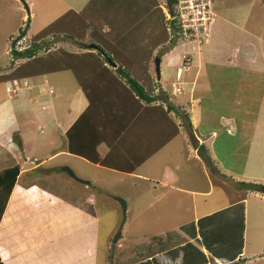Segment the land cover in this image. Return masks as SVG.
<instances>
[{"label": "crops", "instance_id": "obj_1", "mask_svg": "<svg viewBox=\"0 0 264 264\" xmlns=\"http://www.w3.org/2000/svg\"><path fill=\"white\" fill-rule=\"evenodd\" d=\"M12 1L20 5L17 7L21 14L20 18L31 16L29 10L28 13L24 12L23 4L20 0ZM25 1H28L27 4L29 6L32 4L31 0ZM88 1L89 0H72L74 3L73 6H75L76 9L74 7L72 9L71 5H69V9L80 11ZM253 1L255 0H252V2ZM263 1L264 0L261 2L262 7L264 6ZM250 6L254 8L252 10L253 19L254 10L256 8L258 11V7L255 6L254 2ZM249 12H251V9L249 10L247 6L245 13L239 10L236 21L227 18L225 21L228 23L229 27H226L227 31L222 33L220 41H217L215 38L212 39L199 53L193 55L188 54L189 52H186L183 47L179 48L177 45L159 53V64H161L162 58L165 61L164 66L161 67L160 65L161 74L159 75H162L167 81L172 76L174 79V75H176L174 67H180V62L183 60L184 56L190 59L189 64H191V68L183 72V74L185 73L186 79L193 87L192 92L189 94H192L189 100L188 98L185 100L187 104H190L191 109L193 107V114L191 116L193 130L192 128L186 129L188 134H184L185 139L182 143L184 145L186 144V147L182 145V148L183 150H185V148L187 149L189 142L188 136H190L191 144H189L192 149L187 152L185 158L181 159L184 162L192 164V166H196L199 170L197 171V175L200 174V176L204 178L205 183L204 185L194 188H184L181 187L179 183V175L177 174L179 170L178 165H172L173 168L166 169L164 159L158 160V164L154 163L149 165V167L152 168L160 165V167H162V172H164L163 178L159 180L160 184L164 189H171L182 196H177L175 198L174 205L177 215L172 218L171 229H162L155 233L149 227L144 226L143 229H137L127 236H132V241L140 240L144 236L146 238L142 241H146L147 238L152 237L162 238L161 245L157 242L150 245L151 255L132 264H229L233 262L236 264H264V244H250L246 236L249 201L256 200L259 202L260 200H264V195L257 191L246 190V192H243L240 188H234L236 192H232L233 197H225L224 194H226V190L224 188L227 185L222 183L224 180L220 179L222 182L217 183L215 175L209 171L205 162L197 154V146L201 144L204 145L214 162L213 164L219 171V173H215L216 175H222L228 179L230 177L235 181H257L258 183H264V33H261L259 36L255 33L256 30H252V25L248 26V21L250 20ZM56 19L57 18L54 17L51 23ZM254 20H257V18ZM28 28L29 27L25 28V34ZM43 28L44 27H42V29ZM39 31L33 33L29 38ZM74 52L79 51L75 50ZM252 65H257L256 69H252V71L254 70L255 72L248 73L247 70H251L250 66ZM105 66L110 69L112 68L111 66L108 67V65ZM89 73L91 77L95 75V71ZM248 74L255 76L254 79L250 81L251 84L246 80ZM47 75L48 74L36 75L0 83V128H5L7 130V124H9L11 125L9 130H12V126L16 123L15 119L18 118L17 116L19 113L23 114L24 119H30L28 118V114L25 113L28 111V107L25 103L26 100L35 103L37 100L36 97L42 96L45 99L50 98V105H52V108L54 107L56 109V95L53 92V86H50L46 79ZM57 87L58 86H56V88ZM242 87L244 90H246L247 87L255 88L256 92L260 94L257 99L256 111L252 108L253 110H251L248 115L245 112H241L244 111V109L239 105L241 100L244 99L247 101L246 91L242 93ZM79 89L81 96H78L75 100L69 97L65 109L62 112L63 115L59 114L60 112L58 110H54V112L50 113L51 117H53L52 121H56L57 127L59 124H65L67 128L63 129V126L60 128L57 135L59 140L55 141L54 145L49 143V145L45 147V150H36L38 154H41L40 156H36V163H34V157L32 158L27 154L23 157V163L17 162V159L21 161L22 158L19 155L16 157L15 151L10 147L6 145L5 149L2 147L6 130L4 131L2 129L0 133V148L3 154H6L8 159L15 160L13 164L3 163V165L0 166V170L14 165L19 167V175L0 219V262L2 264H12L14 253L19 243H21L19 240L20 236H18L17 240L14 239L16 236L14 233L16 228H18V226L27 228L28 224L34 222V219L39 220V218L34 217L35 210L26 209L22 206V200L26 195L29 194L32 201L36 198L33 189H26L18 184V180L24 173L30 172L34 168L39 167V165L48 161H53L59 157L60 159L63 157V160L58 163L53 170H59L61 166L64 165L69 167L72 166V160L75 157L88 164V166L85 167H87V170H89L88 167L90 168L89 171L92 172L91 177L95 182H97L99 177L97 170L114 171L125 174L126 176L136 175L137 177L149 180L147 176L143 175L138 170L146 167V163H151V159H153L159 151H163L170 147L169 145L175 141L178 136H184L183 129L181 125L178 124L180 120L177 115L179 114L175 115L178 118L177 120L170 115L171 112L175 114V111H171L168 113L169 119L177 125L178 131H174L173 136L171 138L169 137L170 139H167V141L165 138L173 132L174 128L170 124L168 116L166 117L163 115V110H158V113L157 111H153L151 106H147L143 109L142 116H140L138 112L136 114V124H138L140 127L139 129L143 131V143L132 158L143 161L137 165L134 171H119L118 169L115 170L103 166L100 163L90 162L79 155L70 153L66 148V131L88 104L81 88ZM26 90L29 92L34 91V95H28ZM116 91H120L117 84L115 88L112 86L110 95H112V93L113 95L116 94ZM13 103L19 105V111L18 109L15 110ZM226 103H231L230 110H232V112L228 111L226 114L215 112L216 109L218 110L222 106H225ZM178 105L182 106V104L179 103H173L171 106L176 108ZM69 106H72V108L74 107L76 110L75 113L72 112V108ZM10 111L12 114L6 119L2 113H9ZM1 115L3 116L1 117ZM45 128V125L42 124L41 130H38L33 138L42 137V139H44L46 136V142H49L51 138L47 136L48 132L42 131ZM158 132H161L160 136ZM131 136L134 139H139L140 132L134 130ZM58 141L59 145L57 146L56 142ZM239 141L240 143L244 142V151L241 157L235 154L237 148L241 147ZM108 142L109 141L105 140L104 143H100L96 148L100 159H102L109 150L107 145ZM124 143L127 147L134 146L131 141ZM19 148L22 154H24V149L21 147ZM182 148L179 147L180 150H182ZM219 151H223V155H221ZM231 152L235 155L231 154L226 158ZM174 153L176 152L173 148V151L169 152L168 155L172 156ZM0 162H3V160H0ZM70 162L71 164H69ZM94 169L96 172H94ZM74 172L81 178L85 177V179H87L88 177L86 175H79L76 171ZM192 173H194V168H190L187 172L190 178H192L190 175ZM181 174L184 176L186 173L183 171ZM77 182L87 186L85 182ZM89 184H91L90 181H88V185ZM216 184L225 186L222 187L223 192L220 191L219 193H215L214 188ZM85 189L88 190L86 187ZM227 194L231 195L229 191H227ZM215 195H217L216 197L220 200L216 203H211ZM184 198L186 202L181 204V200ZM12 199L15 200L14 209L10 207ZM150 206L151 204L148 203V207ZM162 206L163 205H161V207ZM162 210H166V208ZM179 211L184 213V216H180ZM21 221L23 222L20 223ZM39 221L41 222V219ZM149 221L155 226L154 220L149 219ZM51 223L52 221L47 224ZM55 223L56 221L53 220V224ZM5 230H7V232H4ZM10 231L13 232L10 233ZM164 240L168 241H166L167 247L163 244L166 243L163 242ZM128 242L127 240V243ZM32 254L30 255L32 259L30 264H72L71 259L74 258L68 256L64 257V261H57L56 257L49 252L47 261H44L45 255L43 253L39 254V252H32Z\"/></svg>", "mask_w": 264, "mask_h": 264}, {"label": "rangeland", "instance_id": "obj_2", "mask_svg": "<svg viewBox=\"0 0 264 264\" xmlns=\"http://www.w3.org/2000/svg\"><path fill=\"white\" fill-rule=\"evenodd\" d=\"M31 2L32 4L29 6L27 4L28 1H25L27 8H29L28 10L31 12V16L20 18L21 14L17 9L20 5L14 3L12 0H0L1 74L10 70V62L13 60L10 52L12 49V42L25 31L24 29L26 27H29L26 34L15 43L14 48L16 50L28 48L31 43L29 37L36 31L42 29V27H46L50 24L54 17L58 18L70 10L69 5L72 6V9L73 7L75 8L72 0H31ZM253 2L255 6L258 7V11L255 8L254 18L252 19V10L254 8L250 5H252ZM253 2L252 0H213L211 7L214 14V22L209 30L210 36L204 37V39L207 40L201 42L190 40L191 42L185 43L182 41H174L171 37V31L169 32L168 30V24H170L168 23L167 26L165 25L167 28L166 32H168L167 37H164L166 41L163 40L162 43H160L164 22H171V15L172 13L175 14V8L172 7V10H170L167 0H155L157 10H161L162 17L160 18L157 11L155 12L156 18L146 19L140 25L143 28V37L141 38L140 45L146 44L148 48H152V60L148 65L146 75L141 72L144 63L140 64V69L137 71V75L141 77L139 82L151 95L155 96V100L152 104L161 105L166 102H170L171 105L172 103L182 104L183 110L188 113L187 119L192 126L191 116L193 114V107L191 109L190 104H187L185 100L187 98L189 100V97L192 95L189 94L192 92L193 87L186 79L184 75L185 73L183 74V72H186L191 68V64H189V62L186 63L189 68L186 71L179 66H176L177 69L174 67L176 75H174V79L172 76L167 81L162 75H159L161 74L160 65L161 67L165 65L164 59H161V64L156 68L155 58H159V53L165 49L173 47L174 45H177L179 48L183 47L186 52H189L188 54L191 55L201 52L205 45H207L212 39L215 38L217 41H220L222 33L227 31L226 27H229L225 20L230 18L231 20L236 21L237 16L239 15V10H242L245 13L247 6L249 7V10L251 9V12H249L250 20L248 21V26L252 25V30H256L255 33L260 36L261 33H264V6L262 7V0H255ZM23 8L24 12H27L24 6ZM255 18H257V20H254ZM149 23L151 24L148 26ZM163 35L165 36V34ZM197 35L199 34L197 33ZM90 41L89 37L82 39L80 41L81 43H79L78 41L68 39L63 35L49 36L42 41L43 43H39L40 46L43 47L47 45L48 48L45 50L42 49L39 53L46 54L48 51H55L58 50V48H63L71 52H74L75 50L85 51L88 49L87 45L90 44ZM241 44L243 45L242 42ZM20 61V59L15 60V65ZM180 64L182 63L180 62ZM256 66L257 65L250 66L251 70H247V72L254 73L255 71H252V69H256ZM254 77L255 76L248 74L246 80L250 83ZM46 79L49 85L53 86L52 89L56 95V109L54 107L52 108V105H50V98L45 99L42 96L36 97L37 100L35 103L26 100L25 103L28 107V111L25 113L28 114V118L30 119H24L23 114L19 113L17 116L18 118L15 119L16 123L14 125L12 124V130H9L11 127L9 124H7V130L5 128H0V133L2 129L4 131L6 130L4 135L5 140L2 147L4 149L5 145L10 147L15 151L14 153H16V157L19 155L22 158L21 161L17 159V162L23 163V157L27 154L32 158L34 157V163H36V156L41 155L38 154L36 150H45V147H47L49 143L54 145L55 141L59 140L57 135L60 128L63 126V129H66L67 126L65 124H59L57 127V123L56 121H52L53 117H51L50 113L54 112V110H58L60 112L59 114L63 115L62 112L65 109L69 97H72V99L75 100L78 96H81L80 87L74 80L71 72L68 70L49 73L46 76ZM56 86L58 87L56 88ZM245 91L248 103L243 99L239 102V105L244 109V111L241 112H245L248 115L251 110L254 109V111H256L255 109L258 103L257 99L260 94L252 87H247L246 90L242 87V93ZM26 93L28 95H34V91L29 92L26 90ZM13 106L15 110L18 109L19 111V105H17V103H13ZM69 107L72 108V106ZM230 107L231 103H226L225 106H222L218 110L216 109L215 112L225 114L228 111L232 112ZM164 110L167 113L171 112V110H167L166 105L164 106ZM183 110H177L179 115H177V113L174 114L173 112H171L170 115L177 120L178 118L175 115L179 117L180 122L178 124L181 125L184 135L186 133L188 134V132L186 131L187 128L184 127L185 124L183 125L182 123ZM75 111L76 110L73 107L72 112L75 113ZM2 114L8 119L12 113L10 111L9 113ZM3 115H1V117ZM42 124L46 127L42 131H47V136H50L51 138L49 142H46V136L44 139H42V137L33 138L34 135H36V132L41 130ZM184 139L185 135L178 136L175 141L169 145L170 147L163 151H159L157 155L151 159V163H146V167L138 170L140 173L147 176L149 180L137 177L136 175L126 176L125 174L114 171L97 170L99 177L97 182H95L91 177L92 172L89 171L90 168L88 167L89 170H87V167H85L88 166V164L75 157L72 160V166L69 167L79 175L88 176L87 179H85V177L81 178L73 171L78 178L88 180L91 184L88 185L86 183L87 186H85L84 184L75 181L61 169H56V171L53 170L54 167L63 160V157H61V159L59 157L53 161L43 163L32 171L24 173L18 180V184L26 189H33L36 198L32 201L29 194L26 195L22 200V206L26 209L35 210L34 217L39 218V220L41 219V222L34 219V222L28 224L27 228H21L22 226L16 228L14 231L16 235L14 239L17 240L18 236H20L19 240L21 243H19L16 252L14 253L12 264H30L32 260L30 255L32 252H39V254L43 253L45 255L44 261H47V256L50 252V254H53L54 257H56L57 261H64V257L70 256L74 257L71 259L72 264H107L110 259H113L114 254L124 253L126 256H132L133 253H136V250L139 251L140 248L138 247V243H142V240L146 237L144 236L140 240L132 241L133 237L127 236H129L130 233L135 232V230L140 228L143 229L144 226L149 227L155 233L162 229H171L172 218L177 215L174 205L175 198L182 195H178V193L171 189H164L159 182L164 175L162 167L157 165L152 168L149 167V165L154 163L158 164V160L164 159L166 169H170L172 165L179 166L177 174L179 175V183L181 187L194 188L196 186L204 185V178H202L200 174L197 175V171L199 170L196 166H192V164L184 162L181 159L185 158L187 152L192 149L190 145V136H188V147L183 150L182 145L186 147V144H182ZM56 144L58 146L59 141L56 142ZM243 144L244 142L240 143L239 141L241 147H238L235 153L239 157L242 156L244 151ZM19 147L24 149V154H22ZM179 147H181L182 150H180ZM173 148L176 153L169 156L168 153L173 151ZM223 153V151L220 152L221 155H223ZM231 154L235 155L231 152L226 158ZM66 159L68 160L67 157ZM0 160H3V162H0V166L3 165V163H15V160L8 159L7 155L3 154L1 148ZM69 164H71V162ZM190 168H194V173L190 174L192 178L187 174ZM183 171L186 173L184 176L181 174ZM94 172H96L95 169ZM213 175H215L217 183L224 180L222 183L227 185L225 187L216 184L214 188L215 193H219L220 191L223 192L222 187H225L224 189L226 190V194H224L225 197H233L232 192H236L234 188H240L243 192H246L245 187L239 183L245 181H235L230 177L228 179L222 175ZM254 183L258 182L255 181ZM85 187L88 190H86ZM227 191H229L231 195L227 194ZM259 193L264 195V193ZM216 196L217 195L212 199L211 203H216L220 200ZM118 197L125 201L126 208L124 216L121 205L116 199ZM184 202H186L185 198L181 200V204H184ZM257 202L258 201L256 200L249 201V214L246 222L247 241L250 244L256 245L257 243L264 244V200ZM148 203L151 204L150 207H148ZM14 204L15 200L12 199L10 207H13V209L15 207ZM161 205L163 206L161 207ZM163 208H166V210H162ZM179 215L184 216V213L179 211ZM149 219L155 221V226L149 221ZM53 220L56 221L55 224H53ZM50 221H52V223L47 224ZM22 222L23 221L20 223ZM119 226H122L121 238H118L116 242H113ZM4 232H7V230ZM12 232L13 231H10V233ZM127 240L129 241L128 243Z\"/></svg>", "mask_w": 264, "mask_h": 264}, {"label": "trees", "instance_id": "obj_3", "mask_svg": "<svg viewBox=\"0 0 264 264\" xmlns=\"http://www.w3.org/2000/svg\"><path fill=\"white\" fill-rule=\"evenodd\" d=\"M167 2L172 10L175 0H167ZM157 11L161 18V10H157L155 0H89L80 11L68 10L33 35L28 48L16 50L13 47L10 50L13 59L10 62V71L0 74V83L70 71L88 104L66 131L67 151L93 163H100L119 171L132 172L143 161L132 158L143 143V131L136 124L137 112L142 116L143 109L151 106L153 111L163 110V115L167 117L165 105L168 111H175L177 114V110H183L182 106L173 108L170 102L161 105L152 104L155 96L142 86L139 82L141 77L137 75L141 63H144L141 72L146 75L153 56L152 48H148L146 44L140 45L143 37V28L140 25L146 19L156 18ZM159 16L157 15L158 18ZM174 21L164 22L165 36L162 34L160 43L168 34L165 25L173 24ZM54 35H63L79 43L82 39L89 37L91 41L88 45L94 48L88 46L86 51L79 52L58 48V50L40 54L39 51L45 50L48 46L42 47L39 43H43L42 41L47 37ZM18 59L21 61L15 65L14 61ZM105 65L112 68H107ZM93 71L95 75L91 77L89 72ZM116 84L120 91L110 95L112 86L115 88ZM182 113L184 127L187 130L191 129L192 126L187 119L188 113L186 111ZM168 120L174 128L173 132L165 138L166 140L173 136L174 131H178L177 125L169 119V116ZM134 130L140 132L139 139L132 138L131 134ZM158 133L160 136L161 132ZM105 140L109 141L107 144L109 150L100 159L96 148ZM128 141H131L134 146H125L124 142ZM197 154L212 174L219 173L204 145L197 146ZM18 175L17 165L0 170V219ZM239 183L247 191L264 193V183ZM161 241L160 237L147 238L146 241L138 243L140 249L136 250L132 256L117 253L107 264L138 262L151 255L152 243L157 242L161 245ZM167 242L163 243L165 247Z\"/></svg>", "mask_w": 264, "mask_h": 264}, {"label": "built area", "instance_id": "obj_4", "mask_svg": "<svg viewBox=\"0 0 264 264\" xmlns=\"http://www.w3.org/2000/svg\"><path fill=\"white\" fill-rule=\"evenodd\" d=\"M212 2L213 0H176L174 2L175 14L172 13L171 20L175 21L173 24H168V30L171 31L174 41L185 43L191 42L190 40L197 42L207 40L204 37L210 36L209 30L214 22ZM185 60L189 62L188 58ZM182 68L185 71L189 69L186 63L182 64Z\"/></svg>", "mask_w": 264, "mask_h": 264}, {"label": "water", "instance_id": "obj_5", "mask_svg": "<svg viewBox=\"0 0 264 264\" xmlns=\"http://www.w3.org/2000/svg\"><path fill=\"white\" fill-rule=\"evenodd\" d=\"M21 2H22V4H23V6L25 7V9H26V11L28 12V8H27V4L25 3V1L24 0H20ZM25 30V29H24ZM25 35V31L24 32H22L18 37H16L14 40H13V42H12V47L15 45V43L19 40V39H21L23 36ZM89 46V48H94L92 45H88ZM155 64H156V68H158V65H159V59L158 58H155ZM62 171H64V172H66L70 177H72L74 180H76V181H79V182H85V183H87L88 184V181H86V180H82V179H80V178H78L76 175H75V173L71 170V168H69L68 166H66V165H64V166H61V168H60ZM117 199V201L120 203V205H121V209H122V213H123V216H124V212H125V208H126V205H125V201L122 199V198H120V197H118V198H116ZM121 227L122 226H119L118 227V229H117V233H116V235H115V238H114V240H113V242H116V240L118 239V238H120L121 237Z\"/></svg>", "mask_w": 264, "mask_h": 264}, {"label": "clouds", "instance_id": "obj_6", "mask_svg": "<svg viewBox=\"0 0 264 264\" xmlns=\"http://www.w3.org/2000/svg\"><path fill=\"white\" fill-rule=\"evenodd\" d=\"M17 42H18V41H17ZM14 46H15V45H14ZM14 46H13V47H14ZM13 47H12V48H13ZM185 58H187V57L184 56L183 60H181V63H182V64H185V63L188 62V61L185 60ZM182 64H180V67H181V68H182ZM177 72H178V71H177Z\"/></svg>", "mask_w": 264, "mask_h": 264}]
</instances>
